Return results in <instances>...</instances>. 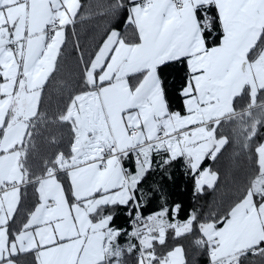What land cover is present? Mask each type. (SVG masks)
I'll list each match as a JSON object with an SVG mask.
<instances>
[{"label": "snow or ice", "instance_id": "obj_1", "mask_svg": "<svg viewBox=\"0 0 264 264\" xmlns=\"http://www.w3.org/2000/svg\"><path fill=\"white\" fill-rule=\"evenodd\" d=\"M82 8L81 0H0V264L26 252L35 264H125L133 252L135 264H186L182 247L159 253L156 245L193 232L209 264L264 256V142L223 214L192 209L181 220L182 205L164 199L145 216L140 188L155 156L162 171L182 160L196 193L213 188L218 172L204 165L229 143L220 130L235 123L248 149L264 126V0H117L109 9H127L132 38L113 27L94 54L81 52L79 89L49 121L44 90ZM170 62L186 63L184 113L172 110L160 75ZM49 122L69 127L70 148L44 159L37 175L30 161ZM130 157L135 173L124 166ZM28 186L38 202L14 227ZM121 207L131 231L116 222Z\"/></svg>", "mask_w": 264, "mask_h": 264}, {"label": "trees", "instance_id": "obj_2", "mask_svg": "<svg viewBox=\"0 0 264 264\" xmlns=\"http://www.w3.org/2000/svg\"><path fill=\"white\" fill-rule=\"evenodd\" d=\"M127 0H125V3ZM83 8L80 15L83 19L78 20L73 29L69 27L67 43L63 48V54L55 74L47 82L44 90V99L41 111L46 112L48 120L52 121L64 108L69 95H74L81 84L82 65L79 56L82 52L85 58L94 54L106 38L107 33L113 27L117 28L123 36L131 39L133 28L125 24L127 9L112 12L109 6L117 3V0H81ZM79 45V51L76 45ZM186 72L185 62H170L163 67L160 73L168 93L172 110L183 112L182 99L179 91L182 87ZM264 100V96L260 97ZM248 98L237 101V111L247 106ZM259 102V101H258ZM237 127L235 123L225 125L220 134L227 136L229 143L222 149L215 162L209 160L205 167L211 166L212 170L218 172V180L213 188L204 187L202 193H196L194 179L190 172H185L183 161L173 163L168 169L161 170L157 163L159 156L154 157V165L143 178L140 188L144 190L147 203L142 211L145 214H153L161 209L164 199L169 205L180 203L182 211L180 219L186 218L189 210L196 209L201 217L210 216L214 213L223 214L236 200L239 192L244 188L254 170V149L257 144L264 141V126L258 128V133L250 147L245 149L242 139L234 132ZM40 136L37 137V150L32 154L31 165L37 175L43 168L44 159L55 152L68 151L70 148V130L68 126L58 123H47L41 125ZM125 168L135 172V158L130 157L124 161ZM139 195V193H138ZM19 211L16 215L14 227L22 226L26 221L27 214L34 209L38 202V194L34 186L21 189ZM122 210V209H121ZM127 213V209H125ZM128 223V221H127ZM198 232L175 237L169 233L166 244L156 245L159 253H166L174 247L180 246L184 250L186 264H199L207 260V251L196 244ZM137 256L135 253L124 255L125 264H135ZM240 264H264V256L253 254L251 251L239 258ZM16 264H35V253L26 252L15 256Z\"/></svg>", "mask_w": 264, "mask_h": 264}, {"label": "crops", "instance_id": "obj_3", "mask_svg": "<svg viewBox=\"0 0 264 264\" xmlns=\"http://www.w3.org/2000/svg\"><path fill=\"white\" fill-rule=\"evenodd\" d=\"M103 43V42H102ZM182 104H183V101H182ZM183 110H184V105H183ZM173 111H177V110H173ZM182 113H184V111L182 112ZM136 171V170H135ZM135 173V172H134ZM122 209V210H121ZM127 221H129L128 219H127V215H126V213H125V208H119L118 210H117V218H116V222L118 223V224H120L123 228H126L127 230H128V223H127ZM127 240H128V237L127 236H123V237H121V240H120V243L121 244H125L126 242H127ZM175 248V247H174ZM126 254V253H125Z\"/></svg>", "mask_w": 264, "mask_h": 264}, {"label": "built area", "instance_id": "obj_4", "mask_svg": "<svg viewBox=\"0 0 264 264\" xmlns=\"http://www.w3.org/2000/svg\"><path fill=\"white\" fill-rule=\"evenodd\" d=\"M194 179V178H193ZM145 216H148L149 214H145V213H143ZM133 215H134V213H133ZM130 224H131V222L130 221H128V231H131V226H130ZM135 253V255L137 256V253L136 252H134ZM207 256H208V254H207ZM199 264H209V257L207 258V260H205V261H203V262H201V263H199Z\"/></svg>", "mask_w": 264, "mask_h": 264}, {"label": "rangeland", "instance_id": "obj_5", "mask_svg": "<svg viewBox=\"0 0 264 264\" xmlns=\"http://www.w3.org/2000/svg\"><path fill=\"white\" fill-rule=\"evenodd\" d=\"M262 142H264V141H262Z\"/></svg>", "mask_w": 264, "mask_h": 264}]
</instances>
